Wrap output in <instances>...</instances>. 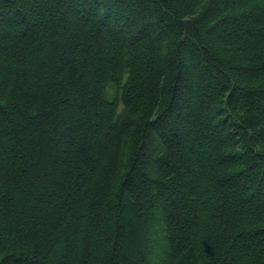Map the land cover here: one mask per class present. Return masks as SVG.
<instances>
[{
    "label": "trees",
    "instance_id": "1",
    "mask_svg": "<svg viewBox=\"0 0 264 264\" xmlns=\"http://www.w3.org/2000/svg\"><path fill=\"white\" fill-rule=\"evenodd\" d=\"M0 264H264V0H0Z\"/></svg>",
    "mask_w": 264,
    "mask_h": 264
},
{
    "label": "rangeland",
    "instance_id": "2",
    "mask_svg": "<svg viewBox=\"0 0 264 264\" xmlns=\"http://www.w3.org/2000/svg\"><path fill=\"white\" fill-rule=\"evenodd\" d=\"M110 94L113 95V90L112 89H110Z\"/></svg>",
    "mask_w": 264,
    "mask_h": 264
}]
</instances>
